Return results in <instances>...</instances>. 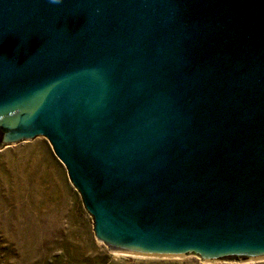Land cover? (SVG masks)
Returning <instances> with one entry per match:
<instances>
[{"label": "water", "instance_id": "95a60500", "mask_svg": "<svg viewBox=\"0 0 264 264\" xmlns=\"http://www.w3.org/2000/svg\"><path fill=\"white\" fill-rule=\"evenodd\" d=\"M38 136L110 252L264 259V0H0V148Z\"/></svg>", "mask_w": 264, "mask_h": 264}, {"label": "rangeland", "instance_id": "374dc122", "mask_svg": "<svg viewBox=\"0 0 264 264\" xmlns=\"http://www.w3.org/2000/svg\"><path fill=\"white\" fill-rule=\"evenodd\" d=\"M0 264H264L130 257L97 241L93 220L48 140L0 148Z\"/></svg>", "mask_w": 264, "mask_h": 264}, {"label": "clouds", "instance_id": "9594fccd", "mask_svg": "<svg viewBox=\"0 0 264 264\" xmlns=\"http://www.w3.org/2000/svg\"><path fill=\"white\" fill-rule=\"evenodd\" d=\"M51 2H53V3H58L59 0H51Z\"/></svg>", "mask_w": 264, "mask_h": 264}]
</instances>
